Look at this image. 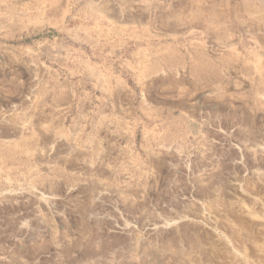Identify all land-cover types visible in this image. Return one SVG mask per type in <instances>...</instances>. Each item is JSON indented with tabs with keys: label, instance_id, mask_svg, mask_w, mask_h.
I'll use <instances>...</instances> for the list:
<instances>
[{
	"label": "rangeland",
	"instance_id": "374dc122",
	"mask_svg": "<svg viewBox=\"0 0 264 264\" xmlns=\"http://www.w3.org/2000/svg\"><path fill=\"white\" fill-rule=\"evenodd\" d=\"M0 264H264V0H0Z\"/></svg>",
	"mask_w": 264,
	"mask_h": 264
}]
</instances>
